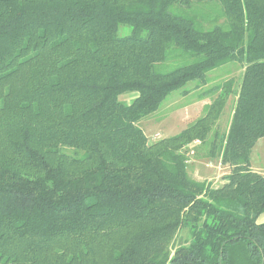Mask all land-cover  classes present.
I'll return each instance as SVG.
<instances>
[{"label": "trees", "instance_id": "obj_1", "mask_svg": "<svg viewBox=\"0 0 264 264\" xmlns=\"http://www.w3.org/2000/svg\"><path fill=\"white\" fill-rule=\"evenodd\" d=\"M212 2L223 22L207 30L174 11ZM229 63L238 84L147 141L139 121ZM261 138L264 0H0V264H264ZM195 142L231 167L221 186L189 178Z\"/></svg>", "mask_w": 264, "mask_h": 264}, {"label": "rangeland", "instance_id": "obj_2", "mask_svg": "<svg viewBox=\"0 0 264 264\" xmlns=\"http://www.w3.org/2000/svg\"><path fill=\"white\" fill-rule=\"evenodd\" d=\"M209 6L193 5L190 9L176 8L178 13H192L199 18L202 29H210L215 24H221V8L216 2L206 3ZM202 4V5H206ZM171 9V10H173ZM187 57L182 59L169 58L166 62L156 66L157 71L167 72L185 63H189ZM243 66L240 63H229L217 68L207 74V82L199 90L194 89L193 82L188 83L183 90H189V94L182 95L181 91L169 93L162 101L157 111L139 121L138 126L145 134L149 143L159 141L165 138L178 135L182 130L191 125L196 119L204 114V108L215 98V95L200 97V95L225 80H233L234 85L238 84ZM122 97L121 99H123ZM234 105V98L230 96L227 100L221 119L218 121L220 131L227 128L231 116V110ZM264 144V141H263ZM188 161L186 171L189 178L209 183L212 187H218L223 184V176L230 173L231 167L220 164L215 157L208 156V148L199 142L185 147ZM66 153L70 150L64 149ZM250 162L253 167L259 168L260 173L264 174V145L262 148L256 147L250 153ZM187 231H180L172 243V250L180 244H186L188 235ZM173 251H171L172 254Z\"/></svg>", "mask_w": 264, "mask_h": 264}, {"label": "crops", "instance_id": "obj_3", "mask_svg": "<svg viewBox=\"0 0 264 264\" xmlns=\"http://www.w3.org/2000/svg\"><path fill=\"white\" fill-rule=\"evenodd\" d=\"M263 141H264V138H261V139H259L256 143H255V145L253 146V148H252V150H251V153H252V151L256 148V147H260V148H262L263 147ZM250 169L253 171V172H256V173H259V174H261V175H264V174H262V173H260V169L259 168H256V167H253L252 166V164H251V162H250Z\"/></svg>", "mask_w": 264, "mask_h": 264}, {"label": "built area", "instance_id": "obj_4", "mask_svg": "<svg viewBox=\"0 0 264 264\" xmlns=\"http://www.w3.org/2000/svg\"><path fill=\"white\" fill-rule=\"evenodd\" d=\"M195 143H197V142H195Z\"/></svg>", "mask_w": 264, "mask_h": 264}]
</instances>
